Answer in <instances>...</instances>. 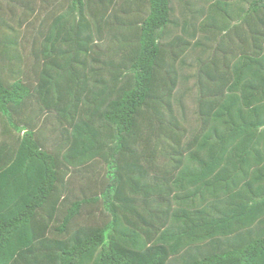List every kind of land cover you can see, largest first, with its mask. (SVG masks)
<instances>
[{"label":"trees","instance_id":"obj_1","mask_svg":"<svg viewBox=\"0 0 264 264\" xmlns=\"http://www.w3.org/2000/svg\"><path fill=\"white\" fill-rule=\"evenodd\" d=\"M0 264H264V0H0Z\"/></svg>","mask_w":264,"mask_h":264}]
</instances>
